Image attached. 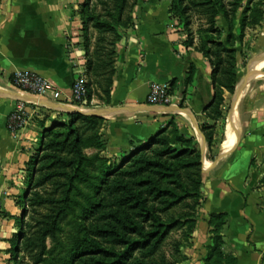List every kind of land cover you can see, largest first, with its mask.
Wrapping results in <instances>:
<instances>
[{"label": "crops", "instance_id": "crops-1", "mask_svg": "<svg viewBox=\"0 0 264 264\" xmlns=\"http://www.w3.org/2000/svg\"><path fill=\"white\" fill-rule=\"evenodd\" d=\"M172 3L173 0L136 1L134 26L117 46L111 104L99 106L94 97L91 108L146 105L150 85L168 83L174 88L171 93L175 105L191 111L200 126L205 120L215 125L207 116L215 96L213 67L195 48L197 19L190 27L195 46L189 47L184 25L171 16ZM251 7L260 9V23L250 24L244 41L237 43L239 81L251 72L258 73L240 90L241 130L232 151L226 152L216 166L205 159V203L192 246L185 255L188 260L183 264L206 262L212 238L208 221L213 214L229 216L224 232L226 262L233 258L234 264H264V65L260 68L264 64V0H254ZM81 11V0H0V88L16 94L12 88L14 75L32 72L70 99L77 74L87 72ZM190 76L192 82L187 83ZM228 96L235 99L225 93L226 103ZM18 104L0 96V264H14L10 253L12 238L18 232L14 219L23 213L19 194L28 192L25 185L30 182L31 159L40 148L43 132L39 123L51 115L47 107L27 105L28 124L13 136L7 129V120ZM167 120L160 114L107 118L102 130L107 149L102 155L117 157L129 149L130 141H147ZM189 121L192 123L190 118ZM45 125L49 127L50 122Z\"/></svg>", "mask_w": 264, "mask_h": 264}, {"label": "trees", "instance_id": "trees-1", "mask_svg": "<svg viewBox=\"0 0 264 264\" xmlns=\"http://www.w3.org/2000/svg\"><path fill=\"white\" fill-rule=\"evenodd\" d=\"M253 1L173 0L171 5V16L179 19L188 33L187 46H195L190 29L193 19L202 22L195 48L213 67L215 90L207 109L215 125L201 127L209 146L214 141L210 130L225 119L224 94L234 95L239 83L237 43L244 41L250 24L260 23L261 11L251 7ZM103 7L105 13L87 6L81 11L85 34L90 29L96 32L93 43L90 38L85 42L87 108L92 107L94 97L99 106L111 104L117 46L124 32L134 26L128 13L129 0H106ZM53 112L56 117L39 123L43 129L40 148L29 169L31 187L24 213L29 220L20 233L24 258L33 264L45 262L48 240L57 236L62 222L72 213V194L79 191V185L93 180L87 166L97 160L101 162V176L95 186L96 200L85 213V234L76 241L70 264L185 262L181 248L194 238L204 178V158L195 140L170 117L147 141H130L128 150L108 157L102 155L107 149L102 133L105 118ZM88 149L98 150V155L89 157ZM208 224L212 238L206 264H234L233 258L227 263L224 259L229 216L213 214ZM176 231L181 232V239L173 243L177 255L173 259L165 246Z\"/></svg>", "mask_w": 264, "mask_h": 264}, {"label": "rangeland", "instance_id": "rangeland-1", "mask_svg": "<svg viewBox=\"0 0 264 264\" xmlns=\"http://www.w3.org/2000/svg\"><path fill=\"white\" fill-rule=\"evenodd\" d=\"M82 1V11L84 8L90 7V8H96V12L98 13H105V8L103 7L104 3H106V0H81ZM137 0H129V9L128 13L132 15L134 13L135 9V3ZM195 24L197 26L198 31L202 27V22L196 20ZM197 31V33H198ZM125 33V32H124ZM199 37V35H197ZM83 45L85 46V42L87 38H90L91 42L93 43L96 37V32L92 29L88 32V35L85 34L84 28H83ZM197 37V38H198ZM92 48V47H91ZM233 96H228L227 103L224 106L225 111V119H221L219 124H216V126L210 130L213 137V143L212 145H206L205 149V156L208 158L210 163H214L218 156L220 155L222 151V147L227 140L229 136L228 127L229 124L234 117V103H233ZM32 105V104H30ZM35 105V104H34ZM42 106V105H41ZM183 108H185L183 105H179ZM47 110V109H46ZM51 115H47L44 117H52L54 114V117H56V114L53 112L52 109L47 110ZM159 115V114H158ZM164 117H173L175 119V122L178 123L179 127L186 133L189 137H192L195 142L200 146V140H199V134L195 128V126L189 121V118L184 114H168L163 115ZM171 119V118H170ZM182 119V120H181ZM168 121V120H167ZM211 123H213L211 121ZM204 124H208V121L205 120V122H202L201 126ZM211 125V124H209ZM233 131V130H232ZM105 134V132H102ZM206 139V138H205ZM233 148V147H232ZM232 148L229 150L228 153L232 151ZM86 154L89 157H94L98 155V150L96 149H88L86 150ZM87 170L93 177V180L86 184L79 185V191L72 194L73 198V211L70 214L69 217H67L61 224V231L57 234L55 238L49 239L47 242L48 251L46 255L45 262L43 264H70L71 261V253L72 249L76 243V241L83 237L85 234V213L90 208L91 204L96 200L97 193H95V186L99 183V177L101 176V162L94 161V163L87 166ZM31 183L27 182L25 185V189H28L27 193H20L19 195V205L20 208L23 209V213L18 215V218H15V222L18 226V232L15 234V236L12 238V248H11V260L14 262V264H33L32 262L28 261L24 258L23 253L20 251V244H21V238L20 233L23 230L24 224L29 220L28 217H26V214L24 213L27 210V204L26 200L29 196ZM205 203V199L202 195V199L200 200L199 208H197V221L201 219V210L203 209ZM181 239V232L176 231L171 234V237L169 241L167 242L165 246V251L167 252L168 257L175 258L177 256L175 254V248L173 246L174 241ZM193 239L190 243L185 245L181 248L182 255H186L187 249L191 248ZM210 248L207 246L206 254L209 255ZM186 257V256H185ZM188 260V259H187ZM186 260V261H187ZM185 261V262H186ZM184 262L180 263L183 264ZM227 263V262H226ZM206 264V262H204ZM228 264H232V262H228Z\"/></svg>", "mask_w": 264, "mask_h": 264}, {"label": "built area", "instance_id": "built-area-1", "mask_svg": "<svg viewBox=\"0 0 264 264\" xmlns=\"http://www.w3.org/2000/svg\"><path fill=\"white\" fill-rule=\"evenodd\" d=\"M12 88L17 93L29 95L38 99L52 101L57 104L87 108L89 96L88 77L86 72L77 74L72 87V97L65 99L62 92L42 76L32 72H17L12 80ZM26 102L18 104L17 108L9 115L7 129L10 134L17 136L28 124L29 115ZM146 105L173 106L175 98L171 93L168 83H152L146 99ZM1 202V200H0Z\"/></svg>", "mask_w": 264, "mask_h": 264}, {"label": "water", "instance_id": "water-1", "mask_svg": "<svg viewBox=\"0 0 264 264\" xmlns=\"http://www.w3.org/2000/svg\"><path fill=\"white\" fill-rule=\"evenodd\" d=\"M264 63V58H263ZM257 71L251 72L247 77L239 81L236 87V91L234 94V116L235 113L237 114L238 123L234 125L233 128V134L235 137L238 136L240 130H241V116H240V110L238 105V94L243 87L244 83L251 80L253 77L257 75ZM0 96L6 97L9 99H12L18 103L26 102L29 104H39L44 107H47L49 109H52L53 111L57 112H63V113H77L81 114L83 116H89V117H97V118H122L126 116H134V115H149V114H160V115H168V114H184L187 117L190 118L193 125L195 126L198 134H199V140L201 145V151L203 154V171L204 173L208 171V167H206V156H205V149H206V139L201 131V127L197 121V118L191 111L188 109H185L179 105H173V106H152V105H139L135 107H104V108H79L75 106L70 105H63V104H57L52 101L42 100L38 99L33 96L29 95H23L20 93L16 94H9L8 92H5L3 90H0ZM226 151L224 149V145L222 147V151L220 155L218 156L217 160L213 164V166H216L224 157Z\"/></svg>", "mask_w": 264, "mask_h": 264}, {"label": "bare ground", "instance_id": "bare-ground-1", "mask_svg": "<svg viewBox=\"0 0 264 264\" xmlns=\"http://www.w3.org/2000/svg\"><path fill=\"white\" fill-rule=\"evenodd\" d=\"M264 64H261L260 68L263 66ZM0 90H3L0 88ZM4 91V90H3ZM242 96V92L240 91L238 94V100L241 99ZM238 123V118H237V114L235 113V116L232 118L229 127H228V131H229V136L227 138V140L224 143V149L226 152H229V150L234 146L235 141H236V137L233 134V128L234 125Z\"/></svg>", "mask_w": 264, "mask_h": 264}]
</instances>
